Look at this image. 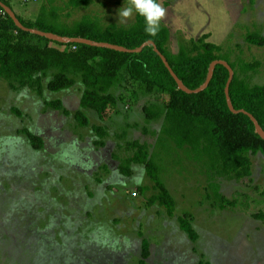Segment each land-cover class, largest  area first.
Listing matches in <instances>:
<instances>
[{
	"label": "rangeland",
	"instance_id": "obj_1",
	"mask_svg": "<svg viewBox=\"0 0 264 264\" xmlns=\"http://www.w3.org/2000/svg\"><path fill=\"white\" fill-rule=\"evenodd\" d=\"M44 1L10 0L30 22ZM159 2L167 10L161 23L170 30L172 53L205 39L230 51L232 60L241 55L259 62L250 81L264 83V46L247 41L249 32L264 35V0ZM124 3L130 0H93L62 14L69 23L97 16L103 23L130 25L135 14L123 22L118 17ZM112 92L116 111L101 118L82 108L80 81L38 94L13 89L0 78V264H264L262 154H251L250 179L211 174L174 143L158 141L162 120L149 121L142 113L155 96L125 83ZM55 100L61 107L52 104ZM79 110L88 119L83 125ZM99 126L105 136L96 131ZM28 133L42 146L36 147ZM135 141L150 146L176 199L173 215L151 202L158 191L145 164H132L129 175L121 172ZM212 183L235 199L233 206L215 198ZM185 211L193 213L196 241L180 227L177 217ZM143 238L149 241L146 256Z\"/></svg>",
	"mask_w": 264,
	"mask_h": 264
},
{
	"label": "trees",
	"instance_id": "obj_2",
	"mask_svg": "<svg viewBox=\"0 0 264 264\" xmlns=\"http://www.w3.org/2000/svg\"><path fill=\"white\" fill-rule=\"evenodd\" d=\"M1 1L12 7L10 0ZM92 1L67 0L61 5L58 0H45L33 22L16 14L27 27L66 37L88 38L129 49L152 40L190 89L204 84L213 61L225 60L234 69L230 96L235 109L252 113L264 129V83L250 81L252 73L259 69V62L253 63L241 55L232 60L230 51L225 52L220 45L205 39L182 45L178 53H172L169 49V28L161 23L158 34L149 36L145 32L144 19L139 15L130 25L103 23L97 16H84L73 23L64 20L62 11L84 7ZM247 41L264 46V35L249 32ZM0 78L5 79L13 89L27 87L38 94H43L45 88L60 92L80 81L83 85L82 108L96 112L101 118H109L115 113L117 97L112 89L119 84L125 83L127 87L152 94L156 101L144 104L142 113L149 121L162 120L158 141L174 143L189 159L205 165L209 173L221 177L250 179L253 175L251 154L260 153L264 157V139L256 131L250 117L244 113H233L228 106L225 88L229 70L222 64L216 66L205 90L189 94L179 89L152 45L141 52L126 53L79 42L50 40L20 29L0 6ZM52 104L61 107L59 100ZM76 117L82 125L87 123L83 111H77ZM96 131L101 136L106 135L102 126ZM28 135L36 147L42 146L35 135ZM130 144L135 152L120 164L121 172L129 175L132 164H145L153 187L158 191L151 197V202H158L173 215L176 199L158 173L150 146L138 141ZM212 187L216 199L225 205H234L235 199L226 197L219 184L212 183ZM148 188L142 187L144 191ZM177 218L181 229L196 241L198 232L194 227L193 213L185 211ZM143 250L146 256L149 251L147 238H143Z\"/></svg>",
	"mask_w": 264,
	"mask_h": 264
},
{
	"label": "water",
	"instance_id": "obj_3",
	"mask_svg": "<svg viewBox=\"0 0 264 264\" xmlns=\"http://www.w3.org/2000/svg\"><path fill=\"white\" fill-rule=\"evenodd\" d=\"M0 6L14 20L15 24L20 29H22L24 31H28V32L33 33V34L43 36V37L50 39V40H54V41H58V42H62V43L79 42V43H83V44H87V45H91V46H95V47L108 48V49H113V50L126 52V53L141 52L146 46L152 45L154 47V50L156 51V53H158V55L161 57L165 66L168 68L169 72L171 73V75L173 76L175 81L177 82L179 89H181L184 92L189 93V94L199 93V92L205 90L209 86V84H210V82L214 76L216 66L218 64L224 65L229 70V78H228V82L226 84L225 93H226L227 103H228L230 110L233 113H244V114L248 115L250 117V119L252 120V122L254 123L256 131L264 139V129L260 125L257 118L252 113L246 111L245 109H240V110L235 109V107L232 103L231 96H230V86H231V83H232L233 78H234V69L232 68V66L227 61H225V60L213 61L211 66H210L209 73H208V76H207L204 84L197 89H190L179 78V76L176 74V72L173 70L172 66L170 65L166 56L159 50L156 43L152 40H149V41L143 43L138 48L129 49L125 46L117 45V44H113V43H109V42H99V41H94V40H91L88 38H82V37L72 38V37L61 36V35L56 34V33L46 32V31H42V30H39L36 28L27 27L21 22V20L18 18L16 12L14 11V9L12 7L8 6L7 4H5L1 0H0Z\"/></svg>",
	"mask_w": 264,
	"mask_h": 264
},
{
	"label": "clouds",
	"instance_id": "obj_4",
	"mask_svg": "<svg viewBox=\"0 0 264 264\" xmlns=\"http://www.w3.org/2000/svg\"><path fill=\"white\" fill-rule=\"evenodd\" d=\"M166 9L161 5L159 0H130L118 9V17L121 22L139 15L143 17L145 23V32L149 36H156L160 31L162 20L166 16Z\"/></svg>",
	"mask_w": 264,
	"mask_h": 264
},
{
	"label": "built area",
	"instance_id": "obj_5",
	"mask_svg": "<svg viewBox=\"0 0 264 264\" xmlns=\"http://www.w3.org/2000/svg\"><path fill=\"white\" fill-rule=\"evenodd\" d=\"M136 195H137V193H136V192H134V193H133V196H136Z\"/></svg>",
	"mask_w": 264,
	"mask_h": 264
}]
</instances>
